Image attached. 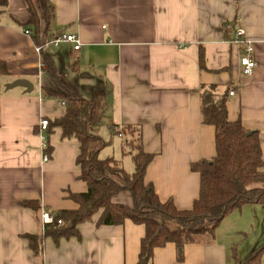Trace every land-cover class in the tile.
<instances>
[{
  "label": "crops",
  "instance_id": "crops-1",
  "mask_svg": "<svg viewBox=\"0 0 264 264\" xmlns=\"http://www.w3.org/2000/svg\"><path fill=\"white\" fill-rule=\"evenodd\" d=\"M7 1V8L0 7V264H137L145 236L144 226L131 221L98 225L100 213L79 226L81 238L44 236L42 210L75 211L79 205L71 195L88 191L77 165L80 145L63 140L59 128L47 134L51 157L43 162L39 123L67 110L65 101L46 95L63 91L44 60L76 95L90 100L97 92L109 93L106 120L91 128L93 135L105 142L110 136L122 152L123 128L141 127L144 150L154 155L146 180L162 202L192 208L200 176L191 167L216 155L215 129L202 122L203 86L230 88L228 119L241 120L259 135L264 158V0H49L55 18L42 41L75 35L81 48L64 43L40 53L42 44L26 34V1ZM238 29L252 43V76L240 64L246 46L234 42ZM18 80L31 82L33 90L8 88ZM122 156L128 160L119 162L133 173L132 158ZM28 202H38L40 212ZM114 202L134 206L129 192ZM262 207L233 210L214 236L186 246L182 261L168 244L155 250L150 264H239L232 232L246 231L245 213ZM28 236L38 238L37 254Z\"/></svg>",
  "mask_w": 264,
  "mask_h": 264
},
{
  "label": "trees",
  "instance_id": "trees-1",
  "mask_svg": "<svg viewBox=\"0 0 264 264\" xmlns=\"http://www.w3.org/2000/svg\"><path fill=\"white\" fill-rule=\"evenodd\" d=\"M30 16L28 26L38 45L51 30L55 6L49 0H25ZM8 1L0 0L7 8ZM204 52L200 53V66L205 69ZM45 71L62 89L63 94L47 91L46 95L65 101L67 110L63 117L49 120L47 134L54 128L61 130L63 140H76L80 145L77 165L80 178L88 185L83 194L71 195L79 208L62 211L56 223L46 226L44 236L53 239L81 238L79 226L100 213L98 225L120 226L126 221L144 226L137 264H150L156 249L168 244L177 248L178 259L184 258V249L197 244L207 236H214L224 218L245 204H264V158L261 140L257 133L247 130L241 120L228 119L227 104L230 88L211 85L201 88V116L205 125L215 129L216 155L192 165L200 176V194L192 208L180 210L172 199L162 202L153 184L146 180L147 170L154 155L143 147L142 129L139 126L123 128L122 153L134 163L133 173L113 159H101L100 152L108 145L101 137L91 133L92 127L102 125L110 108L108 92H97L90 99L73 93L58 77L47 60ZM49 155L50 148H49ZM129 192L133 208L114 202V198ZM27 207L36 214L41 210L38 202H28ZM58 220L62 224H58ZM210 224V225H209ZM37 254L38 238L28 236ZM264 245L254 250L247 264H261Z\"/></svg>",
  "mask_w": 264,
  "mask_h": 264
},
{
  "label": "built area",
  "instance_id": "built-area-1",
  "mask_svg": "<svg viewBox=\"0 0 264 264\" xmlns=\"http://www.w3.org/2000/svg\"><path fill=\"white\" fill-rule=\"evenodd\" d=\"M26 34L32 35L30 31H26ZM234 42L236 44L246 46V49H245L246 54L240 58V64L243 69V74L245 76H252L256 68V62L251 56L253 52L252 43L245 40V32L243 29L237 30ZM64 43L71 44L75 51H78L81 48V42L77 36L66 35V34H56L50 40L44 41L41 46L37 47L36 51L37 53H40L46 47H59L61 44H64ZM234 95H235L234 92L230 93V96H234ZM38 127H39V136L42 142L41 151L43 154V162H48L50 160L48 135H47V131L49 128V120L42 119ZM119 136L122 137L121 134ZM41 219L45 227L49 225H54L57 221L56 215L52 214L46 209L42 210ZM58 224L61 225L62 221L58 220Z\"/></svg>",
  "mask_w": 264,
  "mask_h": 264
},
{
  "label": "rangeland",
  "instance_id": "rangeland-1",
  "mask_svg": "<svg viewBox=\"0 0 264 264\" xmlns=\"http://www.w3.org/2000/svg\"><path fill=\"white\" fill-rule=\"evenodd\" d=\"M109 140H111L110 136L107 141L109 144L102 150L100 158H115L118 161L122 159L128 160L123 158L119 142L117 143L115 139L112 142ZM262 208L258 212L252 210V212L245 213L243 224L246 231H242L240 234L235 231L232 232L233 254L237 255L239 264H247L251 249H258L264 245V207ZM261 264H264V253L261 258Z\"/></svg>",
  "mask_w": 264,
  "mask_h": 264
},
{
  "label": "water",
  "instance_id": "water-1",
  "mask_svg": "<svg viewBox=\"0 0 264 264\" xmlns=\"http://www.w3.org/2000/svg\"><path fill=\"white\" fill-rule=\"evenodd\" d=\"M15 87H23L26 88L28 92H31L33 90V85L31 82L27 80H18L14 82L13 84L9 85L8 88L12 89Z\"/></svg>",
  "mask_w": 264,
  "mask_h": 264
}]
</instances>
